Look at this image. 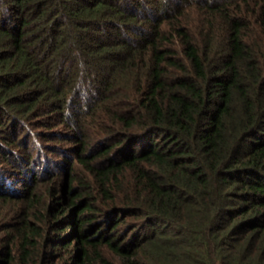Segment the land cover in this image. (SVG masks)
I'll list each match as a JSON object with an SVG mask.
<instances>
[{"label":"trees","instance_id":"1","mask_svg":"<svg viewBox=\"0 0 264 264\" xmlns=\"http://www.w3.org/2000/svg\"><path fill=\"white\" fill-rule=\"evenodd\" d=\"M0 264H264V0H0Z\"/></svg>","mask_w":264,"mask_h":264},{"label":"rangeland","instance_id":"2","mask_svg":"<svg viewBox=\"0 0 264 264\" xmlns=\"http://www.w3.org/2000/svg\"><path fill=\"white\" fill-rule=\"evenodd\" d=\"M33 142H34V141L31 142V147H34ZM38 170H39V169H38ZM20 186H21V184H20Z\"/></svg>","mask_w":264,"mask_h":264}]
</instances>
